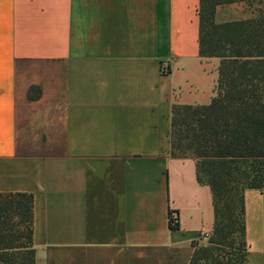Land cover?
I'll return each instance as SVG.
<instances>
[{"label":"crops","instance_id":"0c3cea01","mask_svg":"<svg viewBox=\"0 0 264 264\" xmlns=\"http://www.w3.org/2000/svg\"><path fill=\"white\" fill-rule=\"evenodd\" d=\"M198 7L0 0V193L32 195L38 264H188L206 242L210 188L169 154L172 106L216 91ZM244 205L246 264H264V189Z\"/></svg>","mask_w":264,"mask_h":264},{"label":"trees","instance_id":"16d2710c","mask_svg":"<svg viewBox=\"0 0 264 264\" xmlns=\"http://www.w3.org/2000/svg\"><path fill=\"white\" fill-rule=\"evenodd\" d=\"M255 1L199 0V56L219 59L215 95L207 105L171 109L169 154L195 160L214 210L212 231L188 264H246L244 193L264 189V7L224 22L216 12ZM0 264H38L31 194L0 193Z\"/></svg>","mask_w":264,"mask_h":264},{"label":"rangeland","instance_id":"374dc122","mask_svg":"<svg viewBox=\"0 0 264 264\" xmlns=\"http://www.w3.org/2000/svg\"><path fill=\"white\" fill-rule=\"evenodd\" d=\"M257 1H261V2L258 3ZM261 6L264 7V0H256L255 4L252 7H247L245 4H233V6H231L230 8L231 12H229V14L227 15L223 13L222 17H221V13H219L218 19L219 17L221 18V20H223L224 17H228L231 20L246 18L250 16L251 13H253L254 9L259 8ZM255 12H258V10L256 9ZM230 255H232V253H230Z\"/></svg>","mask_w":264,"mask_h":264},{"label":"built area","instance_id":"2783aa9c","mask_svg":"<svg viewBox=\"0 0 264 264\" xmlns=\"http://www.w3.org/2000/svg\"><path fill=\"white\" fill-rule=\"evenodd\" d=\"M168 225L170 228H175L177 226V218L175 215H170L168 218ZM203 239L207 240L209 237V234H203L201 235Z\"/></svg>","mask_w":264,"mask_h":264}]
</instances>
